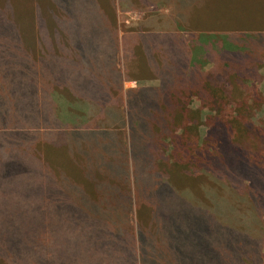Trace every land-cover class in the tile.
Listing matches in <instances>:
<instances>
[{"label":"trees","instance_id":"1","mask_svg":"<svg viewBox=\"0 0 264 264\" xmlns=\"http://www.w3.org/2000/svg\"><path fill=\"white\" fill-rule=\"evenodd\" d=\"M181 1L186 3L182 9L190 11L207 0ZM2 10L0 6V15L6 16ZM184 13L183 20L171 26H190L192 14ZM42 22L46 29L47 22ZM253 29L224 28L230 31L220 37L221 44L219 37L211 36L197 44L196 38L178 31L126 38L141 46L142 66L158 86L125 90L130 73L114 68L107 71L109 79L103 85L96 81L97 91L94 83L80 84L95 92L93 100L81 97L84 122L70 132L72 144L87 159L95 156L102 168L110 164L115 174L100 180L91 169L94 192L63 191L62 200L53 195L52 207L66 200L72 204L70 218L77 216L78 221L40 225L19 238L1 237L0 261L80 264L85 255L88 264H262L264 225L257 221L262 223L264 209V127L257 119L264 97L256 86L264 67V34ZM99 34H92L93 44L114 45L111 29L104 27ZM208 66L212 69L204 72ZM90 73L97 75L93 69ZM4 85L0 84V103L37 101L36 89L33 100L24 101L20 88L10 91ZM45 92L51 103L64 107L63 120L68 121L65 108L72 104L64 96ZM112 97L124 110L96 109ZM195 100L199 110L191 109ZM19 116L0 112V127L12 122L17 128ZM53 119L60 121V116L53 114ZM59 208L54 211L65 217ZM27 229L20 228L24 234Z\"/></svg>","mask_w":264,"mask_h":264},{"label":"rangeland","instance_id":"2","mask_svg":"<svg viewBox=\"0 0 264 264\" xmlns=\"http://www.w3.org/2000/svg\"><path fill=\"white\" fill-rule=\"evenodd\" d=\"M184 5L181 0H152V4L148 0H0V6L5 9L2 11L6 13V16L0 15V84L9 85L10 91H14L15 86L20 88L19 92L26 96L24 101L33 100L35 89L37 93L34 103L18 100L14 101L17 103L14 106L0 103V112L20 115L17 128L12 122L0 127V238L30 235L40 225L60 224L71 218L78 221L77 216L70 218L72 204L66 200L60 201L62 208L52 207L53 195L62 200L63 191L94 192V183L89 179H95L88 177L91 169L94 170L92 176L96 174L95 178L100 180L105 174H115L114 169L108 167L110 164L102 168L95 156L87 159L81 148L72 144L70 132H75L84 122L81 97L93 100L96 81L103 85L109 79L108 70L114 68L124 75L130 73L125 90L158 86L142 66L145 53L141 46L126 38L157 31H178L182 36L196 38L197 44L202 37L210 36L219 37L221 44L220 37L228 36L230 31L224 28L245 25L255 28V33L264 34V0H207L190 11L182 9ZM184 12L192 14L191 25L171 26L172 21L183 20ZM42 19L47 22L46 29ZM59 19L64 21L58 26ZM6 22L10 27H6ZM104 27L112 30L114 45L100 46L91 42L92 34H99ZM242 31L244 29L238 32ZM84 33L91 38L86 40ZM99 36L104 42V35ZM262 55L264 57V52ZM91 69L97 75L92 76ZM211 69L208 66L203 71ZM34 81L37 82L35 87ZM84 83H94L96 90L88 85L86 90L81 89L80 84ZM45 90L64 96L72 104L65 108L70 114L68 121L63 120L64 107L51 103ZM256 90L264 97V67L259 71ZM95 98L99 101L98 94ZM27 104L33 108L32 112ZM124 108L117 105L113 97L110 102L96 107L101 112ZM200 108V103L193 101L191 109ZM203 111L207 116V111ZM53 114L60 116V121L53 119ZM257 120L264 127V108ZM206 130L202 129L203 135ZM153 187L155 191L160 189L157 184ZM58 208L64 211L65 217H58V212L54 211ZM261 212L262 223L257 221L258 225H264V209ZM23 226L28 228L26 234L20 230ZM59 240L61 242V238ZM86 248L89 247L85 245ZM85 257H80V264H88ZM0 264L3 263L0 261Z\"/></svg>","mask_w":264,"mask_h":264}]
</instances>
